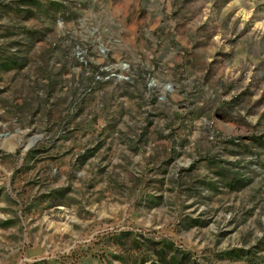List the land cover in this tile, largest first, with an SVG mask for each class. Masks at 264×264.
Segmentation results:
<instances>
[{
	"label": "rangeland",
	"instance_id": "rangeland-1",
	"mask_svg": "<svg viewBox=\"0 0 264 264\" xmlns=\"http://www.w3.org/2000/svg\"><path fill=\"white\" fill-rule=\"evenodd\" d=\"M0 264H264V0H0Z\"/></svg>",
	"mask_w": 264,
	"mask_h": 264
}]
</instances>
